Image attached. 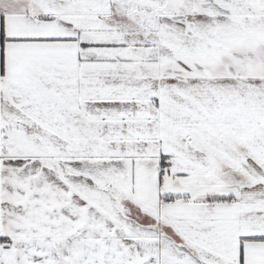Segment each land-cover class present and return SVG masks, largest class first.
Segmentation results:
<instances>
[{
    "label": "crops",
    "instance_id": "crops-1",
    "mask_svg": "<svg viewBox=\"0 0 264 264\" xmlns=\"http://www.w3.org/2000/svg\"><path fill=\"white\" fill-rule=\"evenodd\" d=\"M30 1L0 0V121L23 117L88 161L180 166L185 182L168 173L164 184L187 200L161 201L146 163L135 175L154 188V210L107 171L81 187L59 155L1 153L0 264H264V0L167 17L156 58L154 33L119 11L61 0L77 10L46 3L37 18ZM111 22L149 41L87 40ZM215 128L232 156L202 137ZM209 185L219 192L193 194Z\"/></svg>",
    "mask_w": 264,
    "mask_h": 264
},
{
    "label": "rangeland",
    "instance_id": "rangeland-1",
    "mask_svg": "<svg viewBox=\"0 0 264 264\" xmlns=\"http://www.w3.org/2000/svg\"><path fill=\"white\" fill-rule=\"evenodd\" d=\"M47 3L50 6L54 5V3H62V6L54 7L57 12H62V10L67 9L68 11L77 10L74 7V4L61 1V0H38V2ZM83 2H87L90 7L98 5L99 8H107L111 9V11H119L121 15L120 18L125 19V23L130 24L133 21H137L140 25L142 31H147L149 34L154 33V58L157 56V49L155 48L157 45V40L160 39L159 29L166 23L174 24L172 20H168L170 18H176V16L194 13L195 11H201L205 13H211L214 8L217 10L221 9H233L229 3L231 0H82ZM199 1H207V4H212L213 8L210 9L211 6L207 4H198ZM61 5V4H60ZM206 5V6H205ZM250 8L249 6H246ZM37 8H40L36 5ZM105 9V10H107ZM235 9V8H234ZM252 8H250L251 10ZM256 10V7L253 8ZM40 11V10H38ZM258 11V10H257ZM262 12H259L261 14ZM264 14V13H263ZM131 18V20H129ZM135 19V20H134ZM176 25L175 27H177ZM110 29L104 27L102 32L95 31L92 33L91 31L87 32V40L97 41L103 40L108 43L114 44H122L127 40L130 41L129 37H126L129 32L133 35V39L147 40L146 37L141 36L139 32H134L130 29L131 26L128 25L127 30H121L123 27L118 24H114L111 22L109 25ZM170 28V27H169ZM178 28V27H177ZM130 29V30H129ZM83 30V28H82ZM129 39V40H128ZM145 42V41H144ZM113 50H118L116 47H112ZM126 57V56H125ZM114 58L119 61L124 62L123 57L119 54H114ZM128 59L131 58V55H127ZM146 59V58H145ZM1 104V100H0ZM0 109L5 110V107H1ZM0 114H4L2 110H0ZM12 115V114H11ZM11 115H8L6 119L8 121H0V154L10 155V154H20V153H30V152H39L41 154H48L52 156H57L61 158L58 161L59 168H61L70 178L73 179L75 183H78L79 186L82 187V182L80 179H83L85 183H92L91 180L88 181L84 176L91 175L92 178H96L97 180L102 181L104 179L103 172L107 171L106 176H108L109 182H118L120 187L127 193L126 198H130L131 200L137 203L138 205H142L143 209L154 210L155 209V201L157 197L155 196L154 188L150 183H147L146 180L135 175L136 167L138 168L141 163H146L148 166L141 168L143 176L151 179L154 177H158L162 179V192L163 193H174V194H182L180 190L174 189L173 191L166 190L165 184L166 178H168L167 174L171 173V177H174L178 182H185L182 180V173H184V169L180 166L170 167L166 165H162L160 167H156L153 165L151 160L146 161H118V164L121 165V168H117V163L108 162L106 160H91L88 161L82 158L81 153L76 152V148L74 144H69L61 141L60 137L51 136L47 131L43 128L28 124L25 118H20V123H14V118H11ZM14 115V114H13ZM2 116V115H1ZM2 119V118H1ZM216 130L210 129L212 132H205L202 136L206 141H208L213 147L217 150H220L221 153L232 156L228 153L227 146L224 145V141L220 140L221 133ZM234 156V154H233ZM63 158V159H62ZM96 170H94V168ZM115 167V168H114ZM142 167V166H141ZM123 168V169H122ZM122 169V170H121ZM162 170V171H161ZM95 171V172H94ZM187 171V170H186ZM94 175L93 173H96ZM100 173V174H99ZM102 173V174H101ZM80 180V181H79ZM223 181L224 179H219ZM166 181V182H165ZM104 182V181H103ZM218 181H216L217 184ZM89 184V183H88ZM115 184V183H114ZM164 184V185H163ZM219 184H222L219 182ZM95 196H103L105 200L111 199L113 196L112 193H104L102 189L96 188L93 190ZM219 191L213 190V186L209 185L207 188H201L197 190L193 194L197 197L199 195H209L211 193H217ZM215 201V200H213Z\"/></svg>",
    "mask_w": 264,
    "mask_h": 264
},
{
    "label": "trees",
    "instance_id": "trees-1",
    "mask_svg": "<svg viewBox=\"0 0 264 264\" xmlns=\"http://www.w3.org/2000/svg\"><path fill=\"white\" fill-rule=\"evenodd\" d=\"M36 5L38 7L43 6L42 2H38V0H31L30 1V11L37 17V18H42L40 16V11L36 10ZM38 9V8H37ZM4 42L3 34H2V27L0 23V76L2 75V61H3V49H2V44ZM233 198V195L227 196V197H219V198H214L211 200H218V201H226V200H231ZM160 199L163 202H175L179 200H187L185 199V196L180 195V194H172V193H161ZM2 241V238L0 239Z\"/></svg>",
    "mask_w": 264,
    "mask_h": 264
},
{
    "label": "flooded vegetation",
    "instance_id": "flooded-vegetation-1",
    "mask_svg": "<svg viewBox=\"0 0 264 264\" xmlns=\"http://www.w3.org/2000/svg\"><path fill=\"white\" fill-rule=\"evenodd\" d=\"M232 1H234V0H232ZM240 3H243L244 4V7H246V6H249L250 7V5L249 4H247V2H242V1H239ZM42 4H46V3H42ZM210 6H211V8H213V5L212 4H210ZM232 8L234 9V8H236V5L232 2ZM246 8H248V7H246ZM251 8V7H250ZM250 8H248V9H250ZM214 9H216V8H214Z\"/></svg>",
    "mask_w": 264,
    "mask_h": 264
}]
</instances>
